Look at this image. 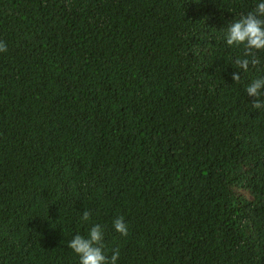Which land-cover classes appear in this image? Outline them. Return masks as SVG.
<instances>
[{
	"label": "trees",
	"instance_id": "trees-1",
	"mask_svg": "<svg viewBox=\"0 0 264 264\" xmlns=\"http://www.w3.org/2000/svg\"><path fill=\"white\" fill-rule=\"evenodd\" d=\"M259 2L0 0V264L95 224L117 264H264V50L235 82L225 39Z\"/></svg>",
	"mask_w": 264,
	"mask_h": 264
},
{
	"label": "clouds",
	"instance_id": "clouds-1",
	"mask_svg": "<svg viewBox=\"0 0 264 264\" xmlns=\"http://www.w3.org/2000/svg\"><path fill=\"white\" fill-rule=\"evenodd\" d=\"M225 39L229 46L243 47L242 56L234 60L236 71L231 74L232 80L239 82L241 72H247L250 65H257L259 59L256 53L264 50V2H259L255 9L229 23ZM6 51V43L0 41V52ZM245 90L247 96L253 98L251 104L254 109L264 108V77L253 79ZM91 215V211L85 210L81 219L86 222ZM113 228L122 236L128 235V224L123 216L113 220ZM68 247L79 257V264H117L119 258L118 248L113 250L111 256L105 254L104 233L99 224L92 226L86 236L74 235Z\"/></svg>",
	"mask_w": 264,
	"mask_h": 264
}]
</instances>
